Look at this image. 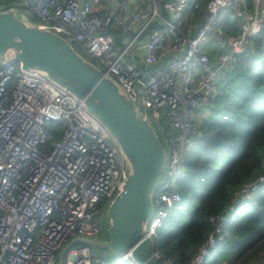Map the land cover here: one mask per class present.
Instances as JSON below:
<instances>
[{
	"label": "built area",
	"instance_id": "1",
	"mask_svg": "<svg viewBox=\"0 0 264 264\" xmlns=\"http://www.w3.org/2000/svg\"><path fill=\"white\" fill-rule=\"evenodd\" d=\"M24 4L34 16L31 22L95 60L151 126L149 113L159 122L163 109L167 151L143 226L151 237L179 199L174 180L183 173L185 152L198 134L199 113L214 104L218 84L240 57L254 54L253 38L264 26V0ZM15 11L26 21L24 12ZM230 14L236 26L227 20ZM129 172L113 135L78 97L42 70L23 68L11 50L0 56V264H58L65 243L98 232L97 214L123 190ZM262 184L263 173L243 182L233 202L209 217L212 229L188 264H200L209 255L240 205L254 200ZM119 260L136 264L128 252L99 257L82 242L61 264ZM252 264H264V256Z\"/></svg>",
	"mask_w": 264,
	"mask_h": 264
},
{
	"label": "trees",
	"instance_id": "2",
	"mask_svg": "<svg viewBox=\"0 0 264 264\" xmlns=\"http://www.w3.org/2000/svg\"><path fill=\"white\" fill-rule=\"evenodd\" d=\"M253 45L254 54H243L233 72L222 78L224 90L211 115L200 120L185 152L183 173L174 180L179 199L151 236L168 264H188L212 229L209 217L233 202L243 182L264 174V26ZM224 230L223 239L200 264H252L264 256V184L254 200L240 205ZM79 244L69 246L64 256Z\"/></svg>",
	"mask_w": 264,
	"mask_h": 264
},
{
	"label": "water",
	"instance_id": "3",
	"mask_svg": "<svg viewBox=\"0 0 264 264\" xmlns=\"http://www.w3.org/2000/svg\"><path fill=\"white\" fill-rule=\"evenodd\" d=\"M16 9L15 3L0 7V56L11 49L23 68L42 70L78 97L107 127L130 163L123 190L107 206L108 240L74 238L60 250L58 264L75 242L107 247L116 255L128 252L136 264H168L143 231L165 161L158 135L143 113L92 62L58 34L25 21Z\"/></svg>",
	"mask_w": 264,
	"mask_h": 264
},
{
	"label": "rangeland",
	"instance_id": "4",
	"mask_svg": "<svg viewBox=\"0 0 264 264\" xmlns=\"http://www.w3.org/2000/svg\"><path fill=\"white\" fill-rule=\"evenodd\" d=\"M250 1L251 0H247L248 3ZM23 9H24L25 15L27 16L26 21L27 22L33 21L34 17L30 14V12L27 11L25 8H23ZM227 20H229V23H231L233 26L237 25V22L235 21V17L233 14H230L228 16ZM80 54H82L86 59L90 60L91 62H93L95 65L98 66L97 62L95 60L91 59L85 52L80 51ZM223 90H224V84H222V83L218 84V95ZM212 108H213V105L209 106V108L206 111L199 113L197 120L200 122V120L203 117L204 118L209 117L211 115V109ZM159 113H160V121L159 122H157L154 118H152L150 113H149V116L152 120V126L154 127V129H155V131L159 137V140H160L162 147L164 148L165 151H167V136H166L167 130H166V132L165 131L163 132V130L161 129L162 126H165V124H166V119L164 117V112H163L162 108L159 109ZM163 176H164V174H163ZM96 218L98 221L99 229H98V232L92 236V238L102 240V241L108 240V233H107L108 215H107V207L106 206H103L101 208V210L97 214ZM88 246L91 249V251L94 252L99 257L114 258L116 256V254H113L107 247L98 246V245H90V244H88Z\"/></svg>",
	"mask_w": 264,
	"mask_h": 264
},
{
	"label": "crops",
	"instance_id": "5",
	"mask_svg": "<svg viewBox=\"0 0 264 264\" xmlns=\"http://www.w3.org/2000/svg\"><path fill=\"white\" fill-rule=\"evenodd\" d=\"M25 1H27V0H2V1L0 0V7L6 6V5L10 4V3H15L16 7L18 8V10H20L21 12H24L23 8H25L27 11H29L27 6L24 4Z\"/></svg>",
	"mask_w": 264,
	"mask_h": 264
},
{
	"label": "bare ground",
	"instance_id": "6",
	"mask_svg": "<svg viewBox=\"0 0 264 264\" xmlns=\"http://www.w3.org/2000/svg\"><path fill=\"white\" fill-rule=\"evenodd\" d=\"M8 50L10 51L11 49H7L6 51H8ZM6 51H5V52H6ZM11 52H12V50H11ZM121 150H122V149H121ZM122 152H123V151H122ZM123 154H124V153H123ZM126 159H127V158H126ZM127 161H128L129 166H130V163H129V160H128V159H127Z\"/></svg>",
	"mask_w": 264,
	"mask_h": 264
}]
</instances>
